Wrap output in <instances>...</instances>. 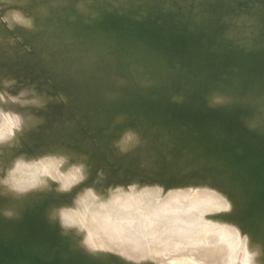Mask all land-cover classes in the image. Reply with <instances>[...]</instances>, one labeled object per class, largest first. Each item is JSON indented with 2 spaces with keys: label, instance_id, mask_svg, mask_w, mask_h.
<instances>
[{
  "label": "rangeland",
  "instance_id": "obj_1",
  "mask_svg": "<svg viewBox=\"0 0 264 264\" xmlns=\"http://www.w3.org/2000/svg\"><path fill=\"white\" fill-rule=\"evenodd\" d=\"M84 1L91 3V7L94 9V12H92L91 7H90L91 11H90V9H78V5ZM118 1H119V3L117 2V0H0V81H1V85L4 86L5 88H7V86H8L7 91L9 93H12L11 95L16 96V97L19 96L20 98L21 97H27L25 94L24 95L21 94L20 89L22 87H26V88L29 87L31 94H33L35 97H37L41 103V105L39 104L35 107L33 106V108H31V112L34 114H36V113L38 114L41 111L45 114H48L47 115V118H48L47 124H48L49 128L48 127L45 128L44 132L50 133L53 136L51 141H46L45 137L41 134L42 132L37 131L33 134L29 129H23L22 128L23 117H21V116H18L15 119L14 118L9 119V121H10L9 125H11L10 129H9V125H7L8 123H6V122L3 123V125H5V124L7 125L6 128H8L9 131L12 129V127L13 128L15 127L14 130L15 129H17V130H15L14 132L18 135L14 134V132L11 131L12 135H10V137L7 140L6 139L2 140L3 144L0 143V144H2L0 146V186H1L0 191L2 192V190H4L3 194L0 192V207L6 206L10 202V204L12 203V205H11L12 208H14V206H15V209H17V210H19V208H20L19 212H21V214H25L26 209H28V207H25V206H29V209L32 206L33 207L35 206L34 207L35 211H34V208H32L31 212H38L39 210L42 212L43 210H45V208H48L49 204L50 205L54 204L55 208H54V210L51 211L52 212L51 218L53 216L54 218L56 217L55 219H57V220L52 221L54 224L49 222L48 225L50 226V224H52L50 226L51 231L53 233H58V235L60 237L59 243H60V247H61L62 251H71L72 248L69 245V242H68L69 239L68 238L73 233L70 235V232L68 231V228L71 229V227L68 224L69 222H67L68 225L67 224L64 225L65 222L62 223L60 220L58 221V218L60 217V215L58 216V211L60 210V212H61V209H63V208L67 209V206L68 205L72 206V203H70V201L66 197H64L61 192H60L61 193V195H60V193H58L59 191L57 192V190L53 186L55 183L56 184L60 183L59 177L62 178V175H63L62 172L65 174V172L67 171L66 170L67 168H68V170L72 168L71 170H76V171H77V169H80L81 171L80 170H78V171L85 174V177L82 180V186H86V185H87L86 187L90 186L92 188V190H94L93 192L96 191V193H99V191H100V193L103 192L105 190L104 189L105 187L109 188V187H107L108 185L110 186V188L112 187V189L109 188L110 191L112 190V192H115L119 186H121V187H119L120 190L125 189L127 187L128 188V189L126 188L128 190L127 193H130L129 194V197H130L131 194L135 193V192L133 193V191H135V190H141V192H146V189H144V187H146V184L151 182V181L147 180V178L145 179V176L143 177V175L147 174L145 170H147V172L150 173L149 172L150 170L148 171V169L146 168L149 164H144V166L142 165L143 168L142 167L140 168L141 164H139L140 166L137 169L136 168L137 162L140 161L139 160V159H141L140 157H142V155L145 156V154L151 155L150 158L152 159L154 157L153 154H155V152H156L157 155H155L156 158L154 157L153 163L155 164V162L157 161L156 164L161 163L160 164L161 166H163L165 164V166H163L165 168L170 169V167H171L170 170H172L173 175H174L172 177L173 178L172 180L174 182H176L174 185H177V187H178V188L177 187L176 188L179 190V189H182L181 186L184 187L185 184L187 185V186L185 185L186 188L184 187L186 192H183V190L178 191L179 196H181V197L183 196L184 197V198L182 197L183 199L186 198L185 200H188L187 201L188 203L185 201L187 203V205L189 203H190L189 205H192V206H194L196 204L195 208L199 209L201 207V205L199 206V204H198L201 202L200 199L202 201H204V199L207 200L209 198V197L203 198V197L207 196L206 191H210L209 195H210V193H212L213 199L218 198V195H220V194L222 195V193H221L222 190H224L223 193L225 192L226 194H228L230 192L228 195H226L224 193L226 195V197L229 196L231 193H233L235 195V197L233 196V199L236 198V200H237V197H238V200L240 201L239 202L237 200L240 203V206H238V207L242 210L243 209L247 210V212L245 214L237 213L244 220H240L241 218H239V219L235 218L237 215L235 213V215H233L234 218L232 217L228 222L226 221V224H227L226 227H228V225H229V227H232V228H240L242 230L241 231L242 234L240 236H238L237 240L236 239L233 240V242L236 241L235 248H234L235 250L231 254L230 253L227 254L228 256L230 255V257L234 255L233 260L229 259V257H226L224 264H230V263H233V264H257L258 261L256 260L257 257L255 255L249 256V255H246L245 253H246V250H247L246 247L248 244V237H247L249 234V231L247 230L248 225L251 224L252 226H254L256 228V226L258 224V227L256 228L257 230L259 228V225H260L259 230L262 227L264 229V226H261V223H263V222H261V220L264 221V211L262 210L261 206L252 197V195L245 189L244 185L237 178L231 176L230 174L225 173L223 171V169H221V167L216 166V165H214L213 167H211V166H207V167L206 166H199L197 164L198 163L197 161L199 160V157H201V156H199L197 158L198 160L193 158V157L189 158V156L191 157L197 151H201L200 147H198L197 143H196L197 146L194 144L195 143L194 141H196V142L199 141L198 143L202 144L203 141L206 139V136L208 135L210 129L213 128V126H215L216 120L218 118L216 115L212 114L211 112L204 110L205 107H207L208 105L211 106V104H212L211 107L213 109H214V107L218 108V104L208 102V99L212 98L211 96H213V95H211L212 93L213 94L214 93L215 94L220 93L222 96H225L229 100V101L225 100V103L227 105H229V102H231V104L233 102L232 105L237 106L240 109V112L243 113L247 117L246 121H248V123H252L251 126H253L254 128H256L259 131H261L262 133H264V128L257 126L259 124V122H261L262 126L264 127V92L259 93V96L261 95L262 99L257 95L259 97V99L262 100V101L261 100L258 101V102H262V104L261 103L259 104L257 102L259 104V109H258V107L254 108L253 103H254L255 99L253 97L248 98V95L245 94L244 85H243L242 81L238 77L233 76L232 74L225 73V69L230 66L229 63L219 67L214 72L210 71L208 69L207 70H201L198 68V65H196V64H191L188 66V63H193V58L197 57V55L195 56L196 52L187 53V52H190V50L188 51L187 50L188 48L186 49L187 54L185 55V60H184V62L186 64L181 63V61H178L177 59H174L173 57H171L169 55H161V56L159 55L158 56L157 54L155 55L152 51H149L146 47L139 44L140 39H137V38H140V37L138 35H136V37H137L136 38L133 34L134 31L130 32L128 30L127 33L128 34L132 33V35L135 37L133 40L136 39L135 41H127L128 40L127 39L126 42H124V40L127 37L130 40V38H133V36L126 34L127 37L124 36L126 38H123V37H121V35L123 36L124 34H120V32H119L120 37L118 36L117 39L119 40V38H120L119 41H121V42H118V41L115 42L112 39L107 38V36H110L109 35L110 33H108V31H109L108 28H105V27L110 26V25H107L105 23L108 21L107 14L109 12H112L113 9L114 10L118 9L117 11H123V12L127 11V13L131 14V16H132V14L136 13L135 17L136 16L142 17V18H144V16L149 17V14H150V16H152L151 14L159 15L158 19L161 22L159 27L163 28L164 31L168 30L165 28L166 26H167V28H170L171 26H173V24H177V25H179V27H182V25H185L187 27V29H191V28H188L189 19H191V15H192V14L190 15V13H193V15H192L193 18L195 17V15L198 14L197 13L194 15L195 12L191 9L192 7H194V9H201L200 10L201 13H202V11H205L204 12L205 15H206V12L208 11L207 13H209V14L206 15L207 16L206 18L207 19L209 18V19L208 20L206 19L203 22V23H205L203 25L202 22L199 20V18L197 20L195 17L194 19H195V21L197 20L196 22H199V21L201 22V23L199 22L200 24L198 23L196 25V24H194L195 22L192 21V20H194L192 18L190 21V24L193 22V25L195 26V28L191 29V30H193V31L199 30V32H198V34H200L199 37L203 40V42L206 43V46L211 48L210 51L214 52L219 46H222L221 47V49H222L225 46L232 47L233 41H235V40H237L235 42L238 43L240 41V39H242V37L244 36V32L241 33L242 30H240V29L242 27L244 28L246 24L248 27H245V28H248V30L243 29V31L246 30L245 36L246 35L248 36V34L249 35L252 34V32H255V34H256V36L254 34H253V37L250 36V37L254 38V39L249 38L250 41L252 40V42L250 43V46H251V44L257 45V44L262 43L264 41V0H192V1L191 0H183V1L182 0H122L123 2H121V0H118ZM188 1H190V2H188ZM202 1H206V3L202 2ZM201 3H203V4L201 5ZM4 4H6V5H4ZM120 4H123L124 7ZM196 5L199 7L201 5V7L196 8ZM178 6H180V8L183 7L181 9V10H183L182 12L184 13L185 16H187L189 13L190 18H188V16H187V18L184 15L182 16L183 13L181 12V10ZM169 7H171L172 9H170ZM148 8H151L152 12L149 14H146L145 11H147ZM144 9H145V11H144ZM189 9H190V12H189ZM202 9H204V10H202ZM177 10H178V12H177ZM18 11L19 12L24 11V13L30 12V11L33 12L34 17L37 20V22L35 24L29 26V27L24 26L23 24L16 22L14 19H12L11 15H9V14H11L12 12H18ZM103 11H104L103 17H107V21L103 20L104 19L103 17L101 18L102 21L100 20L99 16L100 15L102 16ZM106 11H107V14L105 15ZM184 11L185 12L187 11L188 13L185 14ZM101 12H102V14H101ZM140 12H145V13H140ZM200 12L197 15V17H200V19L202 20L203 19L202 17L205 15L201 14ZM98 14H100V15H98ZM213 14L214 15L216 14L217 17L216 16H215V18H214V16L212 17ZM175 15H176V17H175ZM210 15H211V17H209ZM5 16H8L7 20L3 19V17H5ZM87 16H88V18H87ZM110 16H111V18H113L112 16H114V15L110 14L109 17ZM181 16L184 17L186 20L185 19L183 20L181 18ZM98 17H99V19L95 20ZM247 18H249V19L252 18L254 20L256 19V22L251 20V21H253L254 24H250L251 22H250V20L248 21ZM81 20L86 21V22L89 21L90 22V23L88 22L89 27L93 28L94 30H95V27L97 26V25H94L95 27L92 26L93 25L92 23H94V20H95V22L100 21L99 22L100 26L102 25L101 24V22H102L104 24L103 25L104 27H101V28L102 29L104 28V31L106 32V34H107V36H105L106 38H104V36H102L101 33H93V32L86 31L84 28H82V26H80ZM209 20H211V22H208ZM109 21H110V19H109ZM111 21H113V20L111 19ZM111 21H110V24L112 25ZM167 21H168V23H167ZM98 22H97V24H98ZM155 22H156L155 20L152 21V23H155ZM183 22H185V23H183ZM113 23H114V21H113ZM210 23H213V24H211V26H210ZM242 23H244V26ZM239 24H242L241 28H239V26H240ZM200 25L203 28H201ZM237 25H239V26H237ZM208 26H210V27H208ZM173 27H175V26H173ZM198 27H200V29ZM101 28H97V29H101ZM229 30H231V31H229ZM249 30H250V33L247 32ZM117 31H115L116 32L115 35L118 34ZM228 31L230 34L232 33L231 35L234 34L231 38H229L230 35H228L229 34ZM246 32H247V34H246ZM113 34H114V31L112 32L110 37H114L115 35L113 36ZM241 35H243V36L241 37ZM235 36H238V37L240 36V39L238 37H237V39H234ZM155 38H157L155 35L151 37L152 40ZM180 38L181 37H179V40H178V38H177V40H174L175 42H177V46H178V49L174 52L175 55H179L183 51V49L181 47V39L182 38L181 39ZM137 40H139V41H137ZM91 42L93 45L90 44ZM93 42H97V44L99 46L97 44L94 45ZM153 42H154V40H153ZM239 44H240V42L236 45V47L238 49H246L247 48V47H242ZM164 47H169V46L165 45ZM86 50H87V53L89 52L92 55L90 58V54L89 53L87 54L88 58H86V59H88V60L85 61L86 64L84 62L85 68L83 65L82 71L84 69H85V71H83V72H85V73L87 71H89V73L92 71L91 72L92 75L86 76L87 74L83 73V75L85 74V76H83V75H81L82 74L81 72H77L78 74H80V75H78L73 70L74 67L76 66L74 63L76 60H73V56L75 57L74 59H76L79 56H82L83 53L85 55ZM15 51H16V53H15ZM93 51H94V53L96 51H97V53L100 52V54L96 53V58H95V55L92 53ZM114 53H115V56H114ZM68 57L70 58V60ZM92 57L94 58V60ZM55 59H56V61H55ZM78 59L76 61L77 63H78ZM117 59H118V61H117ZM67 60H69V62ZM83 60H85V58H83ZM72 61H73V65H72ZM91 61H93V63ZM87 62L88 63L90 62V64H88ZM95 62L97 65L99 64L96 69H95V67H93V65H96ZM91 64H93V65H91ZM86 65L88 67H86ZM90 65H91V70L88 69L90 67ZM62 66L66 67V68H63ZM69 66H71L70 67L71 69H69ZM100 66H102V68L107 69L105 71L107 73V74H105L106 76L104 75V73H105L104 69H103V71H101V73L102 72H104V73L101 74L98 72L100 70ZM98 67H99V70H97ZM181 67H183V68H181ZM184 67H186V68H184ZM3 68H5V69H3ZM92 68H94V70H92ZM160 70L162 71V76L165 78L164 82H162V79L159 76ZM63 71L65 74L63 73ZM72 71L74 72V74ZM93 71L94 72L96 71L95 72L96 75H94L95 73H93ZM61 74H64V75L62 76ZM70 74H71V76H70ZM60 76H62V77H60ZM9 81H11V82H9ZM26 84H27V86H26ZM67 89H69L71 92L69 90L67 91ZM74 89H75V92H74ZM56 90H59L58 94H56L57 93ZM163 90H165L164 95H166V97L165 98L163 97V99L160 100L159 99L160 96L164 93ZM49 92H51V93H49ZM111 92L114 94V96H116V95H118V96H116L115 98H113L114 96L109 98L108 94ZM41 93L43 95H41ZM45 93L48 95H45ZM59 93L63 95V99H62V97H60L61 95L59 96L61 99L58 97ZM69 93L74 94V96H71ZM188 94H189V96H188ZM11 95L6 93L5 90L0 86V114H3L5 112L9 111V112H13V113L18 115V111L20 109V104L17 103L15 98ZM53 95L57 96L59 98L56 102V105H60V106H58L57 108L54 107L53 102H51L52 101L51 98L52 99L54 98ZM171 95L172 96L174 95V96L172 97ZM177 95H178V97L180 96L181 99L183 97L184 100L186 99L185 98L186 96H188V98L190 100H192V99L195 100V101H192L195 104V106L202 105V106L196 107L197 110H195L193 112L191 111L190 114L189 113L185 114L187 116H185L184 118H186V121H187L186 124L189 125L190 129H191V126L193 125L192 124L190 126V124L192 122H194V120L192 121V119H195L198 117L197 120H195V123H197L196 121H198V119H200V115L202 117L204 115L203 123L199 122L201 124V126L204 127V130L199 126H198L199 129H197L198 127H196V128L192 127V128H194V129H192V132L194 131L193 133L195 134V136H194V134H192V136L196 137L197 132L201 133V131H202V133L204 131L205 134L204 133H203L204 135L200 134L201 136L199 135V137L197 134L196 138H192V136H191L192 132L188 131V130H190L189 128H187L188 126L186 127L188 130L185 128L187 130L186 132L188 134H186L185 136H182L185 134V131H182L183 129L180 130L179 127L181 126L182 123H180V126H178L177 122L178 121L181 122L184 119L182 117L183 119L180 120L181 118L178 117L179 112H180L179 115L181 117V115H184V111H182V110L179 112L177 111V117L178 118L177 117L174 118V120L177 122L173 121V123L175 122V124L172 126L174 127L176 125L175 127H177L176 129L174 127V130H176L175 136L177 137V139L180 138V136H181L180 139H182V141L184 143V144H181V146H180V144L177 143L176 140H174V139H176L175 137L173 139V136L172 137L162 136L165 133H161L164 131L160 130L161 129L160 126L162 124L167 125L170 123L169 120L165 121V119H166L165 112L166 113H168V112L167 111L164 112V106H161V105H165L166 109L168 108L167 106L171 107V108H169V109H171L170 111L174 110V109H172L173 104H171V103L178 101ZM48 97L50 100L47 99ZM175 97H176V99H175ZM180 97H179V99H180ZM200 97H201V100L203 98L205 101L204 100L200 101V99H199ZM207 97H209V98H207ZM44 98H46V99H44ZM197 98L199 99L198 101H197ZM250 98L254 99V101L252 99L253 103H251V104L249 103L251 101ZM43 99H44V101H43ZM164 99H166V100H164ZM181 99H180V102L182 101L181 102L182 106H186V104L189 105L188 99H187L188 101L186 100L185 102L183 101V99L182 100ZM243 99H246L249 102H247L246 100L243 101ZM256 99H258V98H256ZM162 100L164 102L161 103ZM169 100H171V101H169ZM241 100L243 102H241ZM209 101H211V100L209 99ZM245 101H246V103H245ZM50 102L53 104V107L51 106V104L50 105L48 104ZM205 103H208V104L206 105ZM221 104H223V102ZM231 104H230V107L228 109H226L227 111L225 109H221V108H220L221 110H219V111L233 113V111L235 109H234V107H231ZM211 107L209 108V106H208L207 108L213 110ZM169 109H168V111H169ZM182 109H184V108H182ZM117 113H121L123 115L124 119L122 121H118L116 119ZM197 113H198V115L196 116ZM54 116H55V118H54ZM187 117L191 118L189 120L192 122L188 123L189 120H187L188 119ZM205 118H207V121L205 120ZM257 119H259V120L257 122L258 124L256 125L254 122ZM186 121L184 120L183 124H185ZM204 121H206L205 124H204ZM199 123H197V125H199ZM204 125H206V126H204ZM248 125H250V124H248ZM154 126L155 127L157 126L156 128H158V129L154 128ZM184 126H186V125H184ZM193 126H196V125H193ZM152 127H153V129H151ZM182 127L183 126H181V128ZM127 129H133L134 132H136V134L141 132V134H143L145 137H148V138H150L151 136L150 135L146 136L147 133H145L143 131L148 132L147 130H149V133L152 134L151 133L152 130L155 131V129H156L157 132H158V130L161 131V132H158L159 135L161 134L160 135L161 138L158 135V133H155L153 131L154 132L153 134H157L158 136L155 135L156 136L155 137L152 134V139L150 138L149 142H148V141H146V140H148L146 138L145 139L146 142H145V141H143L145 137L143 135L139 134V135L144 137V138H142L143 140H141V142L143 141L144 143H141L139 141L140 142L139 145L144 146V144L147 145V143H148V145L149 144L150 145H149V148L146 146L141 147V151L146 150L148 153L146 151L145 152L142 151L143 153H145V154H143L142 152H139V150H136V151H138V153H135L136 152L135 150L131 151L130 149H123L121 142H120V138L118 137L119 136L118 133L121 132V134H122ZM196 129L201 130V131L195 132ZM17 131H19V132H17ZM180 131H181V134L179 133ZM21 132H22V134H21ZM182 132L184 134H182ZM117 134H118V136H117ZM179 134H180V136H178ZM214 134L216 135L217 139H219L221 141H226L230 144L235 140L231 136L230 130L224 124L220 128H216ZM218 134H219V136H218ZM189 135L191 136L190 138L188 137ZM202 135L203 136L206 135L205 138H202L203 137ZM115 137H116V139H115ZM18 138H23L22 139L23 144L10 147L11 144H13ZM183 138H185L184 139L185 141L183 140ZM198 138H201V140ZM194 139H196V140H194ZM152 141L157 145V147H155L156 145L153 144ZM174 141H175V144H174ZM8 142H11V144ZM85 142H86V144H85ZM157 142H158V144H157ZM168 142H169V145L166 144ZM45 143H47V144H45ZM89 143H92V144H89ZM176 144H178V146ZM46 145H48V146H46ZM153 146L155 147V149ZM158 146H159V150H158ZM199 146H201V145H199ZM211 146H213V145H211ZM9 148L11 150H8ZM150 148L152 151L149 150ZM184 148H185V150H184ZM213 148L210 147L209 149H211V150L208 151L209 153L207 152L209 159H210L209 154H211L213 152L212 151ZM137 149H140V147ZM161 149H162V151H161ZM130 151H131V153H130ZM32 152L34 153V155ZM55 152H57V153H55ZM9 153L12 156L11 158H9L10 157ZM54 153L56 155H54ZM106 153H107V155H106ZM127 153H129L128 154L129 155V157H128L129 162L130 163L135 162L134 163L135 166H133V168H131V170L130 169H128V170L124 169V170H126V172H125L124 170H120L122 168L120 166H118L117 162L120 159V156H123L124 154H127ZM140 153H142V154H140ZM60 154L62 156H60ZM201 154H203V153H201ZM42 155L45 157H43ZM57 155H59L60 157H58ZM152 155H153V157H152ZM158 155H159V157L157 158ZM169 155H170V157L171 156L172 157L170 158ZM52 156H53V159H52ZM54 156H55V158L57 156V158L58 159L60 158V159L59 160L57 159L58 161H56ZM205 156H207V155L205 154ZM148 157L149 156H147L145 158H148ZM203 157H201V158L203 159ZM233 157H234L233 158L234 162L238 163V165L241 164V166H243V167L254 165L251 158L249 156H247L245 150L240 145L237 148H234ZM44 158H48V159L46 160V162L42 163L41 160ZM159 158L161 161L157 160ZM87 159H90V160H87ZM49 160L52 162L51 164L49 163L50 162ZM148 160H150V159H148ZM148 160H146V161H148ZM153 160H150V161H153ZM86 161H88L89 163H86ZM199 161H201V159ZM211 161H212V158H211ZM102 162H106L105 165H102ZM58 163L60 165V167H59L60 169H58V171L56 173V170H57L56 168L59 166ZM67 164H70L71 166H67ZM48 165L51 166L49 169H47ZM54 165H55V167L57 165L58 166L55 168V173L51 174L50 169ZM35 166H36V168H35ZM66 166H67V168L61 169L62 167H66ZM109 166L111 167V169ZM158 166L159 165H156L157 168H158ZM221 166H222V164H221ZM137 167H138V165H137ZM43 168H45L46 171L49 170L48 171L49 175L47 174L48 175L47 177L45 174L46 171L43 170ZM107 168H108V170H106ZM64 169L66 171H64ZM117 169L122 171V172H125L126 175L124 173H123V175L125 177L126 176L127 177L125 178L120 173V171H118ZM136 169L138 170V172ZM139 169L140 170L143 169V170L140 171ZM102 170H104V171H102ZM113 170H116V171H113ZM157 170H155L156 172H154V170L151 171L153 173V175H155L154 173H158ZM228 170L229 169H227L226 171L228 172ZM43 171L45 173L43 175H41L43 173ZM60 171H62V172H60ZM206 171H208V173ZM105 172H107V173H105ZM133 172H136L137 174H134ZM117 173L118 174L120 173L123 176V178H118L120 176H118ZM57 174L60 176H58ZM86 174H87V176H86ZM106 174L108 175V177ZM207 174H209L210 177H213V180L215 179L218 182H220V184H221V185H219L221 187L217 188V189L220 188V190H221V191L219 190L220 193H218V195H215L217 190L214 193V196H217V197L213 196V190L216 189L215 188L216 184L211 183L212 180L209 179L210 177L207 176ZM111 175L113 176L112 179H111V177H112ZM135 175H136V177H135ZM137 175H138V177H137ZM139 175L141 177H139ZM18 176H22L23 178L31 179L34 181L35 180L39 181L40 179L44 180V181H48L47 185H50V187L46 190L31 189L29 192L30 194L29 193L27 194L29 196L26 197V198H28V200L25 198L20 199V197H23V196L21 194L17 193V191H15L16 189L12 188V186H11L14 178H17ZM109 176H111V177H109ZM156 176L157 175H155L153 177V178H155L154 180H156L155 186H158L159 184L161 185V183L158 184V178H160V177H158L156 179ZM254 176H255L254 174H251V176H249L246 179L247 181L244 180V183L245 184L252 183L253 178H255ZM48 177H50L51 179ZM52 177H54V180L52 179ZM55 177H58V178H55ZM108 178L111 180V183H109ZM120 179L123 180L122 183H124V181H125V184L122 185L121 183H119L120 181H122ZM126 179H127V181H126ZM61 180H63V179H61ZM91 180H92V183H91ZM107 180H108V183H107ZM160 180L161 179H159V182L162 181V180L161 181ZM114 181H116V184ZM117 181H119V182H117ZM162 182H163L162 183L163 185L166 183V181H164V180ZM1 184H3L4 186ZM117 184L118 185L120 184V185L118 186ZM113 185H114V187H113ZM125 185H126V187H125ZM160 185L158 186L159 190L161 188ZM166 185H167V183H166ZM166 185H164V187H166ZM122 186H124V188ZM196 186L206 188V190L202 189L203 193H201V195H200V196H202L205 193V196L204 195L202 196L203 199L201 197H199V194L197 195V193H199L198 191L200 189L194 188ZM217 186L218 185H216V187ZM225 186H227V187L225 188ZM211 187L214 189H212ZM114 188H116V189L114 190ZM142 188H143V190H142ZM168 188L169 187L162 188V190H160V191L161 192L165 191V193H166L168 191ZM188 188L190 190H193V189H195V190H193L194 191L193 193H191L192 191H189V193H190V195H189V193H187ZM207 188H209V189H207ZM10 189H12V190H10ZM13 189H14V191H13ZM50 189H55V190H50ZM196 190H197V193L195 192ZM202 190H200V192ZM5 191L7 192V194L5 193ZM42 191H45V192H42ZM80 193H81V189L78 191L77 194H80ZM186 193L190 197L189 196L187 197ZM194 193L197 195V197L200 198V199L198 198L199 199L198 203L193 201V197L195 195H192V194H194ZM15 194L16 195L18 194L17 196H20V195L21 196L16 197ZM11 196H13V197H11ZM181 197H180V199H182ZM226 197L224 196V198H225L224 199L222 196H220L219 199L221 200L223 198L224 200H227ZM230 197H232V194L230 195ZM37 198H40V199H37ZM102 198H104V197H102ZM107 198L108 197H106V200H107ZM195 198H196V196L194 197V199ZM13 199L15 201L14 202L15 205H13L14 204L12 201ZM198 199H196V200H198ZM210 199L211 198H209L208 201H210L211 205H209L208 203H207L208 206L205 205L206 207H208L207 211L211 210L209 208H212L213 206H215L216 209L218 207H220L217 205L219 199H216L217 201L212 200L214 202V204L217 203L215 205L213 204V206H212L213 202H211ZM228 199H231V198H228ZM21 200H25V201H23L25 204V206L23 205L24 208H23V206H21L22 204L16 205V204H20V202L23 203ZM64 200H65V203H64ZM106 200H104V201L106 202ZM108 200H109V202L110 201L114 202V203L110 202V206L112 204L115 205L116 202L114 199L108 198ZM224 200L219 201V205L227 202V201L225 202ZM62 201H63V203H62ZM208 201H204V202H208ZM229 201L230 200H228L226 205L229 203ZM25 202H27V203H25ZM29 202H30V204H28ZM109 202L107 203V205L109 204ZM193 202L195 204H193ZM204 202L200 203V204L204 205ZM231 202L232 201H230V203ZM262 202L264 204V200ZM113 205H112V207H114ZM37 206H40L39 210H38ZM82 206H84V204ZM209 206H212V207H209ZM21 207L24 209L25 213L22 212L23 209H21ZM115 207H114V209L112 208L113 211H115L119 206L116 209H115ZM215 207H213V209H215ZM50 208H52V207H49V209ZM193 208L194 207H192V209ZM29 209H28V212H30ZM36 209H37V211H36ZM118 209H120V211L122 210L123 212L128 211V210H125L123 208H118ZM118 209L116 212H113V213L116 215L117 214L120 215V213H118ZM197 209L196 210L194 209V210L202 212V210L205 209V210H203L204 214L202 213L205 216L206 208L203 207V208H201V210H197ZM221 209L219 208L218 210H221ZM218 210H216L215 212H214V210L213 211L211 210V216L208 215L210 217H209V219H207L208 217L206 214V216H205L206 219L208 221L210 219L212 220V217H213L212 212L216 213V215H217L219 212H221ZM225 211L226 212H224V214H226V215H224V218H225V216H227V210H225ZM19 212H18V214H19ZM21 214H20V218H19V215H17V218L19 220L22 219V221H23V219L26 216L22 218V216H24V215L21 216ZM59 214H61V213H59ZM208 214H210V212ZM220 214L221 213H219L218 216H221L219 218H222L223 215H220ZM222 214H223V212H222ZM229 214H230V216H232L231 215L232 213H229ZM229 214H228V216H229ZM131 215H134V214L132 213ZM213 215L216 219L218 218L215 216V214H213ZM82 217L83 216L77 217L76 218L77 222L73 221V222H75V226L73 225L74 223L71 222L72 225L71 224L70 225L74 226V228H72V230L69 229L71 232L75 229L73 232L76 233L75 231H77V229H76L77 227H78L79 231H82L83 229H85L83 226L85 220ZM205 217H203V219ZM12 218H8V219L11 220ZM15 218L16 217H14L15 221L13 219H12V221L16 222L17 218L16 219ZM215 218H214V220H216ZM8 219H6V221L4 220V222H6V223H4V222H2V223H4V225H6ZM206 219H204V220H206ZM9 220H8V222L11 224V221H9ZM259 221L261 222L260 224H259ZM14 222H12V223H14ZM10 224H8V225H10ZM76 225H81L82 229L80 228V226L76 227ZM59 228H62V229H59ZM61 230H62V232H61ZM66 230L69 233H67ZM259 230L257 232L261 231V230L260 231ZM65 231H66V234H64ZM138 231L140 232V230H138ZM261 233H262L261 235L260 234H258V235H259V237L263 236V238L262 237L261 238H262V241H264L263 240L264 239V232L261 231ZM89 239L91 240L93 238L89 237L87 240H89ZM127 243L128 242L125 241L126 245H127ZM89 255L90 254H88V256ZM108 257L109 258H106V260L103 257L102 258H100V257L94 258V259L97 260L98 264H130L118 256H108ZM199 261L201 262V260H199ZM74 262L84 263L80 260H75ZM74 262H71L70 264H76ZM53 263H54L53 261H49L47 264H53ZM202 263L203 262H201V263H199V262L195 263V261L190 262V264H202ZM85 264H87V263L85 262Z\"/></svg>",
  "mask_w": 264,
  "mask_h": 264
},
{
  "label": "bare ground",
  "instance_id": "obj_2",
  "mask_svg": "<svg viewBox=\"0 0 264 264\" xmlns=\"http://www.w3.org/2000/svg\"><path fill=\"white\" fill-rule=\"evenodd\" d=\"M183 1V0H182ZM192 1V0H191ZM117 2L119 3V1L117 0ZM121 2H123L122 0H121ZM149 2V1H148ZM188 2H190V1H188ZM202 2H205L206 3V1H202ZM130 3V2H129ZM93 4V3H92ZM133 4V3H132ZM203 3H201V5H202ZM94 5V4H93ZM117 5V4H116ZM120 5H122L123 6V4H120ZM201 5H200V7H201ZM11 6V5H10ZM121 6V7H122ZM130 6V5H129ZM184 6V5H183ZM90 7H91V3H89V2H82L81 4H79L78 5V9H90ZM94 7V6H93ZM124 7V6H123ZM144 7V6H143ZM172 7V6H171ZM174 7V6H173ZM179 8H180V6H178ZM197 7H199V6H197L196 5V8ZM199 7V8H200ZM183 8V7H182ZM182 8H180V10L182 9ZM205 8V7H204ZM91 9H92V12H94V9L91 7ZM91 9H90V11H91ZM98 9V8H97ZM195 13H194V15L195 14H199V12H200V10L201 9H194V7H192L191 8ZM100 10V9H99ZM98 10V11H99ZM118 10V9H117ZM159 10V9H158ZM191 10V11H192ZM199 12H198V11ZM202 10H204V9H202ZM206 10V9H205ZM25 11V10H24ZM24 11L23 12H19V14L25 19V20H28V21H30V25H33V24H35L36 22H37V20L35 19V17H34V14H33V12H26V13H24ZM102 11V10H101ZM144 11H145V9H144ZM183 10H181V12H182ZM188 11V10H187ZM185 12V14H187L188 12ZM192 11V12H193ZM127 12V11H126ZM134 12V11H133ZM139 12V11H138ZM137 12V13H138ZM146 12V11H145ZM145 12H140V13H145ZM157 12V11H156ZM177 12H178V10H177ZM180 12V13H181ZM189 12H190V9H189ZM205 11H202V13L201 14H203V15H205V13H204ZM208 12V11H207ZM206 12V15L207 14H209V13H207ZM111 13H113V12H109L108 14L110 15ZM183 13V12H182ZM212 13V12H211ZM101 14H102V12H101ZM107 14V11H106V13H105V15ZM107 14V17H108V21H109V19H110V21H111V19L113 20V21H115L113 18H111V16L109 17V15ZM135 14L136 13H134V14H132V16H133V18H142V17H138V16H136L135 17ZM193 15V13H190V15ZM197 14V15H198ZM249 14V13H248ZM10 15V14H9ZM98 15H100V14H98ZM113 15V14H112ZM130 16H131V14H129ZM146 15V14H145ZM180 15V14H179ZM184 15V13L182 14V16ZM188 15H189V13H188ZM187 15V16H188ZM191 15V19L193 18V16ZM197 15H195V17H196V19L198 20V18H199V20L201 21V19H200V17H197ZM205 15V16H206ZM104 16V11H103V14H102V16L100 15L99 17H100V20H101V18ZM117 16V15H116ZM131 16V17H132ZM181 16V18L184 20L185 18L184 17H182ZM185 16V15H184ZM187 16H185L186 18H187ZM214 16V18H215V16H216V14L214 15H212V17ZM90 17V16H89ZM99 17L97 18V19H95V20H98L99 19ZM107 17H103L104 19L103 20H106L107 21ZM113 17V16H112ZM175 17H176V15H175ZM194 17V18H195ZM204 17V16H203ZM202 17V18H203ZM209 17H211V15L209 16ZM217 17V16H216ZM87 18H88V16H87ZM92 18V17H91ZM189 18H190V16H189ZM193 18V19H194ZM191 19H189V23H188V28H191V29H194L195 28V26L193 25V22L190 24V21H191ZM209 19V18H208ZM248 19V21L250 20V24H254L253 23V21L254 22H256V19L254 20V19H252V18H247ZM84 20V19H83ZM89 20V19H88ZM95 20H94V23H92L93 25V27H95L94 25H97L96 27H95V30L93 29V28H90L92 31H96L97 30V28H101V27H104L103 25V23L101 22V26H100V21L98 22V21H96L95 22ZM159 20V19H158ZM186 20V19H185ZM196 20V21H197ZM214 20V19H213ZM251 20H253V21H251ZM102 21V20H101ZM107 21V22H108ZM110 21L107 23H105L104 21V23L105 24H107V25H111L110 24ZM113 21H111L112 23H113ZM192 21H194L195 23L194 24H198L199 22H196L195 21V19L194 20H192ZM89 22V21H88ZM92 22V21H91ZM97 22H98V24H97ZM204 22V21H203ZM208 22H211V20H209ZM141 23V22H140ZM167 23H168V21H167ZM201 23V22H200ZM199 23V24H200ZM22 24V23H21ZM89 24V23H88ZM114 24V23H113ZM142 24V23H141ZM203 25L205 24V23H202ZM201 24V25H202ZM211 24H213V23H210V26H211ZM243 24V26H244V23H242ZM242 24H239V25H237V26H239V28H241L242 26ZM24 26H27V25H25V24H23ZM200 25V27L201 28H203L202 26ZM207 25V24H206ZM100 26V27H99ZM106 26V25H105ZM115 26V25H114ZM160 26V25H159ZM199 26V25H198ZM210 26H208V27H210ZM255 26V25H254ZM29 27V26H28ZM108 27V26H107ZM165 27V26H164ZM200 27H198L199 29H200ZM245 27H248L247 26V24L245 25ZM241 28L240 30H242V32L241 33H243L244 32V36L243 35H241V37H242V39H240V36H239V39H240V44L239 45H241L242 47H248V46H250V43L252 42V40L250 41V39L253 37V34L256 36V34H255V32H252V34H248V36L246 35L245 36V31L246 30H244L243 31V29H247L248 30V28ZM166 29H167V26L165 27ZM256 28V27H255ZM102 29V28H101ZM163 29V28H162ZM165 29V30H166ZM205 29V28H204ZM228 29V28H227ZM102 30H104V28L102 29ZM234 30V29H233ZM117 31V30H116ZM130 32H131V30H129ZM229 31H231V30H229ZM229 31H228V33H229ZM118 32V34L117 35H115V31H114V34H113V36L114 37H110V36H107V34H106V36H107V38H112V40H116V41H118V42H121V41H119L120 40V38H119V40L117 39L118 38V36L120 35V34H122V33H120L119 34V31H117ZM234 32V31H233ZM236 32V31H235ZM247 32H249L250 33V30L249 31H247ZM247 32H246V34H247ZM239 33V32H238ZM127 35H130L131 36V34L132 33H130V34H128V33H126ZM232 34V33H231ZM230 33L228 34V35H230V37L229 38H231L233 35H231ZM109 35H111V33L109 34ZM127 35H124V36H126L127 37ZM16 36V35H15ZM123 36V38H126V37H124ZM133 36V35H132ZM135 36V35H134ZM133 36V38L132 39H134L135 37ZM250 36H252V37H250ZM17 37V36H16ZM120 37V36H119ZM121 37H122V35H121ZM179 37H181V36H179ZM104 38H106V37H104ZM137 38V37H136ZM250 38V39H249ZM19 39V38H18ZM122 39V38H121ZM128 39V41H130V40H132L131 38H130V40H129V38L127 37L125 40H124V42H126V40ZM137 39H139V38H137ZM181 39V38H180ZM235 39V38H234ZM252 39H254V38H252ZM136 40V39H135ZM134 40V41H135ZM178 40H179V38H178ZM182 40V39H181ZM137 41H139V40H137ZM235 41H237V40H235ZM250 41V42H249ZM123 42V41H122ZM226 42V41H225ZM238 42V43H239ZM88 43V42H87ZM94 43V45L95 44H97V42H93ZM137 43V42H136ZM237 42H236V45L238 44ZM90 44H92V42L90 43ZM77 45V44H76ZM93 45V44H92ZM98 45V44H97ZM99 46V45H98ZM78 48V47H77ZM78 50V49H77ZM188 50V49H187ZM83 51V50H82ZM189 51V50H188ZM74 52V51H73ZM113 52V51H112ZM15 53H16V51H15ZM82 53V52H81ZM89 53V52H88ZM87 50H86V53H85V55H84V53H83V55L82 56H79L78 58H76V59H74L75 57L73 56V60H76L77 61V59H78V63L75 61L74 63H75V67H74V71L76 72V74H78L77 72H81L82 74L81 75H83V73H85V72H83V71H85V69L82 71V68H83V65H84V68H85V64H86V60H88V59H86V58H88L87 57ZM94 55H95V58H96V53H97V51L94 53V51L92 52ZM90 54V53H89ZM97 54H100V52L99 53H97ZM113 54V53H112ZM52 55V54H51ZM76 55V54H75ZM91 55L92 54H90V58H91ZM86 56V57H85ZM114 56H115V53H114ZM60 57V56H59ZM94 57V56H93ZM92 57V58H93ZM65 58V57H64ZM69 58V57H68ZM83 58H85V60H83ZM89 58V59H90ZM67 59V58H66ZM27 60V59H26ZM52 60V59H51ZM69 60H70V58H69ZM69 60H67L68 62H69ZM91 60V59H90ZM89 60V61H90ZM93 60H94V58H93ZM55 61H56V59H55ZM117 61H118V59H117ZM82 62V63H81ZM84 62H85V64H84ZM92 63H93V61H91ZM99 62V61H98ZM7 63V62H6ZM77 63V64H76ZM88 63V62H87ZM119 63V62H118ZM81 64V65H80ZM88 64H90V62L88 63ZM87 64V65H88ZM95 64H96V62H95ZM72 65H73V61H72ZM86 65V67H88ZM91 65H93V64H91ZM91 65H90V67L88 68V69H90L91 70ZM99 65V64H98ZM97 64L96 65H93V67H95V69L97 68V66H98ZM101 65V64H100ZM183 65V64H182ZM103 66V65H102ZM102 66H100V70H99V67H98V69L97 70H99L98 72L99 73H101V71H103V69H104V72L107 70V69H105V68H102ZM180 66V65H179ZM3 67V66H2ZM63 67V66H62ZM71 66H69V69H71L70 68ZM7 68V67H6ZM63 68H66V67H63ZM102 68V69H101ZM181 68H183V67H181ZM184 68H186V67H184ZM3 69H5V68H3ZM92 70H94V68H92ZM96 70V71H97ZM95 71V72H96ZM73 72V71H72ZM88 72V73H87ZM85 74H87V75H89V74H91V72L89 73V71H87ZM94 71H93V73H95ZM104 72H102V73H104ZM63 73H64V71H63ZM101 73V74H102ZM65 74V73H64ZM64 74H61L62 76L64 75ZM73 74H74V72H73ZM85 74L83 75V76H85ZM98 74V73H97ZM105 74H107L106 72L104 73V75ZM69 75V74H68ZM78 75H80V74H78ZM77 75V76H78ZM86 75V76H87ZM94 75H96V73L94 74ZM62 76H60V77H62ZM70 76H71V74H70ZM106 76V75H105ZM25 77V76H24ZM27 77V76H26ZM59 77V78H60ZM35 78V77H34ZM94 78V77H93ZM30 79V78H29ZM70 80V79H69ZM78 81V80H77ZM9 82H11V81H9ZM169 82V81H168ZM40 83V82H39ZM47 83V82H46ZM76 83V82H75ZM77 84V83H76ZM169 84V83H168ZM0 86L5 90V92L6 93H8V94H12V93H9L8 91H7V88H8V86H7V88H5L4 86H2L1 85V81H0ZM10 86V85H9ZM26 86H27V84H26ZM48 87V86H47ZM168 87V86H167ZM35 88V87H34ZM74 88V87H73ZM51 89V88H50ZM167 89V88H166ZM53 90V89H52ZM51 90V91H52ZM69 89H67V91H68ZM20 91H21V94H25L27 97H16V96H13V95H11V96H13L14 98H15V100H16V102L17 103H19L20 104V109H19V111H18V115L17 114H15V113H13V112H5V113H3V114H0V143H2L3 144V142H2V140H4V139H8L9 137H10V135H12V132L11 131H15V130H17V129H15L14 130V128L12 127V129L9 131L8 130V128H6V126L7 125H9V119H11V118H16V117H18V116H21V117H23V122H22V128L23 129H29L33 134L35 133V132H37V131H40V132H42L41 134L45 137V139H46V141H51V139H52V134H50V133H47V132H44V129L45 128H47L48 127V124H47V115L48 114H45V113H43V112H39L38 114L36 113V114H34V113H32L31 112V108H33V106L35 107V106H37V105H41V103H40V100L37 98V97H35L33 94H31V92H30V90H29V87L28 88H26V87H22L21 89H20ZM57 91V93L56 94H58V91L59 90H56ZM70 91V90H69ZM54 92V91H53ZM71 92V91H70ZM74 92H75V89H74ZM47 93V92H46ZM45 93V95H48V94H46ZM49 93H51V92H49ZM71 96H74V94H72V93H69ZM247 95H248V98L249 97H253L252 95H250L249 93H246ZM41 95H43L42 93H41ZM61 95V96H60ZM211 95H213V96H211L212 98H209V97H207V98H209L211 101H209V99H208V102L210 103V102H212V103H215V104H218V107H220L219 105H221V103L223 102V104L225 103V100H228L225 96H222L220 93H212ZM54 96V95H53ZM62 97V99H63V95L62 94H60L59 93V95H58V97ZM112 96H114V94L111 92V93H109L108 94V97L109 98H111ZM172 96V95H171ZM174 96V95H173ZM172 96V97H173ZM188 96H189V94H188ZM188 96H186L185 98V100H184V98L182 97V99H183V101L185 102L187 99L190 101V99L188 98ZM259 96V95H258ZM258 96H256V97H253V98H258V99H255V101L256 100H258V101H260L261 99H262V96L260 95L259 97L261 98V99H259V97ZM46 97V96H45ZM57 96H54V98L52 99L51 98V102H53V104H54V107H58V106H60V105H56V102H57V100L60 98H58ZM177 97H178V95H177ZM180 97V96H179ZM179 97L177 98L178 99V101L177 102H180V99H181V97H180V99H179ZM171 98V97H170ZM191 98V97H190ZM253 98H250L251 99V101H252V99ZM44 99H46V98H44ZM44 99H43V101H44ZM47 99H49V97L47 98ZM61 99V98H60ZM173 99V98H172ZM171 99V100H172ZM175 99H176V97H175ZM181 99V100H182ZM192 99V98H191ZM195 99V98H194ZM200 99V101H202V100H204L203 98H202V100H201V97L199 98ZM198 98H197V101L199 100ZM50 100V99H49ZM164 100H166V99H164ZM168 100V99H167ZM171 100H169V101H171ZM187 100V101H188ZM193 100V99H192ZM191 100V101H192ZM244 100H246V99H243V101ZM69 101V100H68ZM67 101V102H68ZM193 101H195V100H193ZM205 101V100H204ZM229 101V100H228ZM242 101V102H243ZM247 102H249L248 100H246ZM246 101H245V103H246ZM251 101L249 102L250 104H251ZM253 101H254V99H253ZM253 101H252V103H253ZM257 101V102H258ZM262 101V100H261ZM48 103L49 105L51 104V106L53 107V104L52 103ZM162 102H164L163 100L161 101V103ZM166 102V101H165ZM182 102V101H181ZM207 102V101H206ZM227 102V101H226ZM160 103V104H161ZM228 103V102H227ZM259 104L261 103L262 104V102H258ZM167 104V103H166ZM206 105L208 104V103H205ZM231 104V102H229V105ZM232 104H233V102H232ZM232 104H231V107H232ZM259 104H258V108H259ZM29 107H28V106ZM159 105V104H158ZM168 105V104H167ZM187 105V104H186ZM227 105V104H226ZM27 106V107H26ZM65 106V105H64ZM200 106H202V105H200ZM209 106V108L212 106V104H211V106L210 105H208ZM168 108L166 109V111L168 112V115H171V113L173 112V111H170L171 109H169V108H171V107H169V106H167ZM212 108V107H211ZM254 108H256V107H254ZM30 109V110H29ZM68 109V108H67ZM168 109H169V111H168ZM173 109V108H172ZM220 109V108H219ZM44 111V110H43ZM64 111V110H63ZM181 111V110H180ZM199 111V110H198ZM206 111V110H205ZM170 112V113H169ZM179 112V111H178ZM56 113V112H55ZM179 114H180V112H179ZM178 114V117L179 118H181L180 120H182L185 116H187V115H185L186 113H185V111H184V115H181V117H180V115ZM182 114V113H181ZM190 114V113H189ZM203 114V113H202ZM198 115V113L196 114V116ZM189 116V115H188ZM175 117H177V113H176V115H175ZM174 117V118H175ZM177 117V118H178ZM183 117V118H182ZM190 117V116H189ZM203 117H204V115H203ZM201 115H200V119H198V121H196L197 123H199V122H202L203 123V118ZM54 118H55V116H54ZM188 118V117H187ZM195 118V117H194ZM198 118V117H197ZM197 118H195V119H192V121L194 120V122H192V121H190L189 119H191V118H188L187 120H189L188 121V123H190V122H192L191 124H190V126L193 124V125H196V126H191V129H190V127H189V125H187L186 123H187V121H186V118H184L181 122H177V121H175V122H177V124H178V126H180V123H182L181 124V126H183L182 128H181V126L179 127L180 128V130L181 129H183L182 131H185V134L182 132V134H184V135H182V136H185L186 134H188L186 131L188 130L187 128H189L190 130H188V131H191L192 132V129H194V128H196V127H201L203 130H204V127L203 126H201V124L199 123V125H197V123H195V120H197ZM247 118V117H246ZM262 118V117H261ZM116 119L118 120V121H122L124 118H123V115L121 114V113H117L116 114ZM179 120V119H178ZM184 120L186 121L185 122V124H183V122H184ZM205 120L207 121V118H205ZM247 120V119H246ZM258 120L259 119H257L254 123L257 125L258 123ZM206 121H204V124L206 123ZM8 123L7 125L5 124V125H3V123ZM175 122L173 123V125L175 124ZM247 122V124H250V126L252 125V123H248V121H246ZM52 124V123H51ZM55 124V123H54ZM3 125V126H2ZM184 125H186V126H184ZM223 124H222V122H221V120L220 119H218L217 118V120H216V123H215V126H213V128H211L210 129V131H209V133H208V135L206 136V139L203 141V143L202 144H199L198 142L199 141H194L195 143V145H196V143H197V145H198V147H200V150H201V152L203 151V154H206L207 156L206 157H208V154H207V152L208 151H210L211 149H209L210 147H214L213 149H212V153L211 154H209V156H210V161H211V158H212V162H214V163H218V164H222V167L223 168H225L226 170L227 169H229L228 171L229 172H233L234 174H236L239 178H241V177H243V178H245L244 180H246L249 176H251V174H254L255 176V178H253V180H252V183H250V184H245L243 181V183L245 184V185H249V187L251 188V189H253V191L255 190L256 192H263L264 191V181L262 180V175H261V173H260V171L254 166V165H250V166H246V167H243V166H241V164L240 165H238V163H235L234 162V157H233V150H234V148H237L239 145L236 143V141L234 140L231 144L230 143H228V142H226V141H221V140H219V139H217L216 138V135L214 134L215 133V129L216 128H220L221 126H222ZM259 127H261V128H264L263 126H262V124H261V122H259ZM3 128H2V127ZM70 126V125H69ZM162 126V125H161ZM176 126V125H175ZM174 126V127H175ZM188 126V127H187ZM204 126H206V125H204ZM210 126V125H209ZM124 127V126H123ZM157 127V126H156ZM155 126H154V128H156ZM159 127V126H158ZM173 127V128H174ZM187 127V128H186ZM192 127H194V128H192ZM199 127L197 128V129H199ZM253 127V126H252ZM6 128V129H5ZM11 128V125H9V129ZM49 128V127H48ZM177 127H175V129H176ZM187 130H186V129ZM200 128V129H201ZM123 129V128H122ZM151 129H153V127L151 128ZM156 129H158V128H156ZM155 129V131L154 130H152V134L155 132V133H158V132H161V131H159L158 130V132H157V130ZM185 129V130H184ZM196 129V131L195 132H197V131H201V130H197ZM161 130V129H160ZM208 130V129H207ZM22 131V130H21ZM122 131V130H121ZM148 132H146V131H143V132H145V133H147V135L146 136H148V135H150L149 137L152 139V134H150L149 133V130H147ZM154 131V132H153ZM163 131V130H162ZM176 131V130H175ZM17 132H19V131H17ZM120 132V131H119ZM123 132V131H122ZM194 132V131H193ZM191 133V136H192V134H194V133ZM161 133H163V132H161ZM180 134H181V131L179 132ZM203 133H204V131H203ZM202 133V131H201V133L199 132H197V134H198V137H199V135L200 134H203ZM14 134H16L15 132H14ZM21 134H22V132H21ZM24 134V133H23ZM118 134H119V136H118ZM117 134V136L120 138V142H121V145H122V148L123 149H130L131 151H133V150H139V152H142V151H144V150H142L141 151V147H144V146H146V147H148L149 148V145H148V143H147V145H145L144 144V146L143 145H139L140 144V142H141V140H143L142 138H144L145 136L143 135V134H141V132L140 133H137L136 134V132H134V130L133 129H127V130H125L122 134H121V132L120 133H118ZM121 134V135H120ZM139 134H141V135H143V136H141V135H139ZM180 134L178 135V136H180ZM197 134H196V137H197ZM205 134V133H204ZM203 134V135H204ZM16 135H18V134H16ZM158 136L159 135V133H158V135L157 134H153V136ZM161 135V134H160ZM159 135V136H160ZM175 135V134H174ZM202 135V136H203ZM26 136V135H25ZM29 136V135H28ZM155 136V137H156ZM162 136H165V135H162ZM190 135L188 136L189 138L191 137ZM194 136H195V134H194ZM194 136H192V138H196V137H194ZM201 136V135H200ZM205 136H203L202 138H205ZM218 136H219V134H218ZM18 137V136H17ZM38 137V136H37ZM129 137H131L130 139H129ZM172 137V136H171ZM187 137V138H188ZM25 138V137H24ZM28 138V137H27ZM87 138V137H86ZM85 138V139H86ZM114 138V137H113ZM148 139V140H146V141H148L149 142V139L150 138H148V137H145L144 138V140L143 141H145V139ZM158 138V137H157ZM156 138V139H157ZM160 138H161V136H160ZM164 138V137H163ZM180 138H181V136H180ZM188 138V139H189ZM22 139L23 138H18L13 144H11V142H8V143H10L11 144V146L10 147H13V146H16V145H20V144H23L22 143ZM115 139H116V137H115ZM114 139V140H115ZM165 139V138H164ZM198 139H200L201 140V138H198ZM43 140V139H42ZM94 140V139H93ZM113 140V139H112ZM158 140V139H157ZM175 140V139H174ZM182 140V139H181ZM183 140H184V138H183ZM190 140V139H189ZM193 140V139H192ZM194 140H196V139H194ZM45 141V140H44ZM45 141V142H46ZM53 141V140H52ZM56 141V140H55ZM54 141V142H55ZM140 141V142H139ZM141 142V143H144V142ZM145 141V142H146ZM153 142V141H152ZM170 142V141H169ZM169 142L168 143H166V144H168L169 145ZM50 143V142H49ZM52 143V142H51ZM56 143V142H55ZM212 143V144H211ZM2 144H0V146L2 145ZM45 144H47V143H45ZM85 144H86V142H85ZM88 144V143H87ZM89 144H92V143H89ZM153 144H155L154 142H153ZM157 144H158V142H157ZM164 144V143H163ZM162 144V145H163ZM172 144V143H171ZM174 144H175V141H174ZM210 144V145H209ZM233 144V145H232ZM52 145V144H51ZM114 145V144H113ZM120 145V144H119ZM156 145V144H155ZM167 145V146H168ZM177 146H178V144H176ZM190 145V144H189ZM196 145V146H197ZM199 145H201V146H199ZM211 145H213V146H211ZM46 146H48V145H46ZM52 147V146H51ZM62 147V146H61ZM90 147V146H89ZM114 147V146H113ZM140 147V149H137V148H139ZM154 147V146H153ZM155 147H157V145L155 146ZM155 147H154V149H155ZM161 147V146H160ZM169 147V146H168ZM176 147V146H175ZM189 147V146H188ZM170 148V147H169ZM168 148V149H169ZM61 149V148H60ZM110 149V148H109ZM112 149V148H111ZM117 149V148H116ZM143 149V148H142ZM146 149V148H145ZM157 149V148H156ZM194 149V148H193ZM8 150H11L10 148L8 149ZM46 150V149H45ZM148 150V149H147ZM149 150H151V148L149 149ZM158 150H159V146H158ZM183 150V149H182ZM184 150H185V148H184ZM190 150V149H189ZM199 150V149H198ZM14 151V150H13ZM37 151V150H36ZM128 151V150H127ZM131 151H130V153H131ZM134 151V152H135ZM146 151V150H145ZM144 151V152H145ZM152 151V150H151ZM150 151V152H151ZM161 151H162V149H161ZM178 151V150H177ZM176 151V152H177ZM188 151V150H187ZM12 152V151H11ZM10 152V153H11ZM15 152V151H14ZM40 152V151H39ZM50 152V151H49ZM147 152V151H146ZM169 152V151H168ZM206 152V153H205ZM9 153V154H10ZM33 153V152H32ZM42 153V152H41ZM40 153V154H41ZM48 153V152H47ZM55 153H57V152H55ZM54 153V155H56ZM59 153V152H58ZM135 153H138V151H136ZM134 153V154H135ZM143 153V152H142ZM142 153H140V154H142ZM148 153V152H147ZM167 153V152H166ZM187 153V152H186ZM209 153V152H208ZM43 154V153H42ZM51 154V153H50ZM129 153H127V154H124L123 156H120V159L118 160V166H120L122 169H120V170H124V169H130L131 170V168H133V166H135V162H133V163H130L129 162V155H128ZM143 154H145V153H143ZM173 154V153H172ZM184 154V153H183ZM33 155H34V153H33ZM106 155H107V153H106ZM154 155V157L156 158V156L155 155H157L156 154V152H155V154H153ZM153 155H152V157H153ZM160 155V154H159ZM159 155L157 156V158L159 157ZM171 155V154H170ZM170 155H169V157H170ZM178 155V154H177ZM189 155V154H188ZM43 156V155H42ZM48 156V155H47ZM58 157H60V156H62L61 154H60V156L59 155H57ZM57 156H56V158H55V156H54V158L56 159V161H58L59 159L57 158ZM141 156V155H140ZM144 155H142V157H140L141 159H139L140 161H136L137 162V164H136V168L138 169L139 168V164H141V166H140V168L142 167L143 168V166H144V164H149L146 168L148 169V171L150 172V173H148L147 172V170H145L146 171V173L147 174H145V175H143V177L145 176V179L147 178V180H149V181H151V182H147L148 184H146V187H144V189H146V192H141V190H135V191H133V193L134 194H131V196L129 197V194L130 193H127V187H126V185H125V187L127 188H125V189H119V187H121V186H119L118 184V189L115 191V192H112V190L110 191V189H112V187L110 188V186L108 185L107 187H109V188H104L105 190L103 191V192H101L100 193V191H99V193H96V191L95 192H93L94 190H92V188L90 189L89 187H86V186H82V180L84 179V177H85V174H83L82 172H79L78 170H80V169H77V171L76 170H71V169H69L68 170V168H67V166H71L70 164H67V166L66 167H62L61 169H63V168H67L66 170L64 169V171H66L65 172V174L62 172V171H60V172H62V178L61 177H59L60 178V180L61 179H63V180H59V182L60 183H55L53 186H54V188L57 190V192L58 193H62L63 194V196L64 197H66L69 201H70V203H72V206L71 205H68L67 206V209H61V212H60V210L58 211V216L60 215V217L58 218V221L60 220L62 223L63 222H65L64 223V225L65 224H67V222H69L68 224H69V226L71 227V229L70 228H68V231L70 232V235L71 236H69V245L71 246V248H72V252L74 253L73 255H66L64 252L63 253H61L60 252V250H59V247L57 246L58 244L55 242V241H50V239L48 238L49 237V234L50 233H48L49 232V229L48 228H50L49 227V222L50 223H52V224H54L52 221H56L57 219H55L53 216H52V218H51V214H52V210H54V204H52V205H48V208H45V210H43L42 212L39 210V208H40V206H37V208H38V210L40 211H38V212H31V209L32 208H34L33 206L29 209V206H25V204H24V202L23 201H25V200H21L23 203H21L20 202V204H16V205H21V206H25V207H28V209H29V211L30 212H28L29 214L27 215V217H25L24 219H23V221H21V229H15V228H10V229H6V230H2V228H0V237L1 236H6V237H8V239H11V240H13V241H17V243H20L21 245H23L24 244V246H27V248L28 249H30L35 255H38L39 257H40V259H41V263L40 264H47L49 261H53L54 263L53 264H56V262L57 261H64V260H67V262L66 263H68V264H70L71 262H74L75 260H78V258L75 256V254H82V253H84L85 255H88V254H90L89 256L90 257H92V258H104L105 260H106V258H109L108 256H118V257H120V258H122L124 261H126V262H128V263H130V264H190V262L191 261H195V263H197V262H199V263H201V262H203L202 264H224V261H225V258L226 257H229V259H232L233 260V258H234V255L233 256H231L230 257V255L228 256L227 254L228 253H232L235 249V243H236V241H234L233 242V240H237V238H238V236H240L241 234H242V230L240 229V228H232V227H229V225H228V227H226L227 226V224H226V221L228 222L232 217H233V215H235V213L237 214V213H240V214H245L246 212H247V210H242V209H240L238 206H240V201L238 200V197H237V200L239 201H237L236 200V198L235 199H233V196L235 197V195L233 194V193H231L232 194V197H230V195L229 196H227L226 197V195H228V194H226L225 192V194L223 193V191L224 190H222V195L220 194V195H218V193H220L219 192V190H220V188L219 189H217L218 187H221V186H219V185H221L220 184V182H218L217 180H213V177H210L209 176V174H207V176H209L210 178L209 179H211L212 181H211V183L212 184H216V185H218L217 187H216V185H215V188L216 189H214V188H212V189H214L213 190V196H214V193L216 192V190H217V194L215 193V195H218V198H216V199H219L220 198V196H222L223 198H224V196L227 198V200H224L223 198L221 199L222 201L224 200L225 202L227 201L228 202V200H230V201H232L231 203H230V201H229V205L227 204L226 205V203H224V204H221V205H219V201H221L220 199L218 200V204L217 203H215V204H217L218 206H220V207H218L217 209H216V207L215 206H213V204H214V200H216L215 198L213 199V197H212V193H210V195H209V192L210 191H206L207 193H206V195L207 196H205V193L203 194L205 197H203V198H211L210 200H211V202H213L212 203V206L213 207H215V209H213V207L212 206H209V207H212V208H209V209H211L212 211L214 210V212L216 211V210H218L219 208L221 209V210H218V211H221V212H219V213H221L220 215H223V217L222 218H219V217H221V216H218L219 215V213L216 215V213H214V212H212L213 214H215V216L216 217H218L217 219L214 217V215L212 214V216L216 219V220H214V218L212 217V220L210 219L209 221L207 220V219H209V217L211 216V210H209V211H207V208L208 207H206V206H208L207 205V203L209 204V205H211V203H210V201H208V199L207 200H205L204 199V201H208V202H204V201H202L199 197H201L202 198V196H200L201 195V193H203V190L205 189L206 190V188H202V187H194V188H197V189H200V190H202L201 192H200V190L198 191L199 193H197V190L195 191L196 193H197V195L199 194V197H197V195L194 193V194H192V195H195L196 196V198L194 199V197H193V201L194 202H196V203H198V201H199V199H200V203H203L204 202V205L203 204H200V203H198L199 204V206L201 205V207L199 208V209H197V208H195V203L193 202V204H195L194 206H192V205H187V201L188 200H185V199H183L181 196H179L178 195V191L179 190H183V192H186L185 191V188H186V186L184 185V187L183 186H181V188L182 189H177L178 187H177V185H174L176 182H174L172 179V177L174 176L173 175V172H172V170H170L171 169V167H170V169H168V168H165V167H163V166H165V164L163 165V166H161L160 164H156V162H155V164L156 165H159L158 166V168L156 167V165L153 163L154 162V157L151 159L150 157H151V155H146L145 154V156L143 157ZM147 156H149L148 158H145V157H147ZM162 156V155H161ZM181 156V155H180ZM212 156V157H211ZM12 156H11V154H10V157L9 158H11ZM43 157H45V156H43ZM172 157V156H171ZM170 157V158H171ZM188 157V156H187ZM199 157V156H198ZM197 157V158H198ZM201 157H203V155H201ZM201 157H199V160L201 159ZM7 158V157H6ZM49 158V157H48ZM48 158H44V159H42L41 161H42V163L43 162H46V160L48 159ZM71 158V157H70ZM163 158V157H162ZM175 158V157H174ZM178 158V157H177ZM197 158H195V159H197ZM204 158V157H203ZM52 159H53V156H52ZM58 159V160H57ZM69 159V158H68ZM148 159H150V160H153V161H150V160H148ZM208 159H209V157H208ZM87 160H90V159H87ZM146 160H148V161H146ZM157 160H160V158L159 159H157ZM198 160V159H197ZM198 160V161H199ZM202 160V159H201ZM50 161V160H49ZM80 161V160H79ZM161 161V160H160ZM159 161V162H160ZM163 161V160H162ZM175 161V160H174ZM179 161V160H178ZM183 162V161H182ZM50 164L52 163L51 161L49 162ZM78 163V162H77ZM76 163V164H77ZM82 163V162H81ZM80 163V164H81ZM86 163H89L88 161H86ZM91 163V162H90ZM105 163L106 162H102V165H105ZM49 164V165H50ZM75 164V165H76ZM85 164V163H84ZM43 165V164H42ZM48 165V167H47V169H49L51 166H49ZM58 165H59V163H58ZM57 165V166H58ZM78 165V164H77ZM108 165V164H107ZM137 165H138V167H137ZM143 165V166H142ZM24 166V165H23ZM32 166V165H31ZM41 166V165H40ZM56 166V167H57ZM64 166V165H63ZM46 167V166H45ZM55 165L50 169V173L51 174H54L55 173ZM60 167V165L56 168L57 170H56V173H57V171H58V169H60L59 168ZM105 167V166H104ZM110 167V166H109ZM144 167V168H145ZM227 167V168H226ZM35 168H36V166H35ZM74 168V167H73ZM200 168V167H199ZM110 169H111V167H110ZM136 169V170H137ZM158 169V170H157ZM43 170H45L46 171V169L45 168H43ZM88 170V169H87ZM106 170H108V168L106 169ZM118 170V169H117ZM120 170H118V171H120ZM135 170V171H136ZM140 170V169H139ZM143 169H141L140 171H142ZM154 170V172H156L155 170H157L158 171V173H154L155 175H157L156 176V179L158 178V177H160V178H158V184L159 183H161V185H160V190H162V188H166V187H169L168 188V191L165 193V191L164 192H161L158 188V186H155V182H156V180H154L155 178H153L155 175H153V173L151 172V171H153ZM198 170V169H197ZM206 170V169H205ZM49 171V170H48ZM48 171H46V173L43 171V173L41 174V175H43L44 173L46 174V177L49 175V173H48ZM81 171V170H80ZM90 171V170H89ZM102 171H104V170H102ZM113 171H116V170H113ZM125 172H126V170H124ZM125 172H122V171H120V173L123 175V173L126 175V173ZM137 172H138V170H137ZM198 172V171H197ZM207 173H208V171H206ZM59 173V172H58ZM105 173H107V172H105ZM110 173V172H109ZM118 174V176H120V177H118V178H123V176L121 175V174ZM134 174H137L136 172H133ZM141 173V172H140ZM145 173V172H144ZM177 173V172H176ZM48 174V175H47ZM92 174V173H91ZM116 174V173H115ZM180 174V173H179ZM58 175V174H57ZM107 175V174H106ZM105 175V176H106ZM128 175V174H127ZM131 175V174H130ZM129 175V176H130ZM58 176H60V175H58ZM86 176H87V174H86ZM97 176V175H96ZM112 176V175H111ZM111 176H109V177H111ZM212 176V175H211ZM107 177H108V175H107ZM125 177V176H124ZM127 177V176H126ZM125 177V178H126ZM133 177V176H132ZM135 177H136V175H135ZM137 177H138V175H137ZM139 177H141L140 175H139ZM142 177V178H143ZM48 178H50V177H48ZM55 178H58V177H55ZM113 178V176L111 177V179ZM51 179V178H50ZM52 179L54 180V177H52ZM94 179V178H93ZM115 179V178H114ZM152 179V180H151ZM159 179H161L162 181L164 180V181H166V183H167V185H166V183L164 184V185H166V187H164V185L162 184L163 182L161 181V182H159ZM48 180V179H47ZM58 180V179H57ZM108 180H109V183H111V180L108 178ZM108 180H107V183H108ZM120 180H122V179H120ZM56 181V180H55ZM54 181V182H55ZM126 181H127V179H126ZM141 181V180H140ZM247 181V180H246ZM50 182V181H49ZM52 182V181H51ZM98 182V181H97ZM113 182V181H112ZM115 182V184H116V181H114ZM117 182H119V181H117ZM123 182V180L122 181H120L119 183H121L122 185L123 184H125V181H124V183H122ZM47 183H48V181H44V180H39V181H34V180H31V179H26V178H23L22 176H18L17 178H14V180H13V182H12V184H11V186H12V188H14V189H16L15 191H17V193H19V194H21L23 197H20V196H17L16 194V197H20V199L22 198H25V199H27L28 200V198H26V197H28L29 195H27L29 192H30V190L31 189H42V190H46V189H48L49 187H50V185H47ZM91 183H92V180H91ZM90 183V184H91ZM219 183V184H218ZM106 184V183H105ZM143 184V183H142ZM157 184V183H156ZM1 185H3V184H1ZM145 185V184H144ZM143 185V186H144ZM4 186V185H3ZM192 186V185H191ZM1 187V186H0ZM103 187V186H102ZM113 187H114V185H113ZM123 188H124V186H122ZM177 187V188H176ZM193 187V186H192ZM214 187V186H213ZM227 186H225V188H226ZM180 188V187H179ZM184 188V189H183ZM191 188V187H190ZM14 189H13V191H14ZM55 189H50V190H55ZM81 189V193L80 194H77L78 193V191ZM116 188H114V190H115ZM134 189V188H133ZM137 189V188H136ZM171 189V190H170ZM207 189H209V188H207ZM6 190V189H5ZM10 190H12V189H10ZM142 190H143V188H142ZM193 190H195V189H193ZM193 190H190L189 188L187 189V193H189V191H192L191 193H193L194 191ZM221 191V190H220ZM1 192V191H0ZM3 192H4V190H2V194H3ZM40 192V191H39ZM42 192H45V191H42ZM55 192V191H54ZM212 192V191H211ZM5 193L7 194V192L5 191ZM11 193V192H10ZM9 193V194H10ZM61 193H60V195H61ZM186 193V194H187ZM30 194V193H29ZM50 195V194H49ZM147 195V196H146ZM179 197H178V196ZM189 195H190V193H189ZM188 194H187V197L189 196ZM191 195V196H192ZM209 195V196H208ZM3 196V195H2ZM6 196V195H5ZM186 196V195H185ZM10 197V196H9ZM11 197H13V196H11ZM102 197H104V198H102ZM106 197H108V198H111V199H114L115 200V205H113L114 207H115V209L118 207V208H123V209H125V210H128V211H120V209H118V213H120V215L119 214H114L113 212H116L117 211V209L115 210V211H113V209H114V207H112V205L110 206V202H109V200H108V198H107V200H106ZM180 197L183 199H180ZM190 197V196H189ZM214 197H217V196H214ZM2 198V197H1ZM199 198V199H198ZM202 198V199H203ZM228 198H231V199H228ZM35 199V198H34ZM37 199H40V198H37ZM64 199V198H63ZM196 199H198V200H196ZM233 199V200H232ZM4 200V199H3ZM84 200V201H83ZM104 200H106V202L104 201ZM196 200V201H195ZM213 200V201H212ZM13 201V203L15 202L14 201V199L12 200ZM11 201V202H12ZM34 201V200H33ZM68 201V202H69ZM187 203H186V202ZM192 201V200H191ZM217 201V200H216ZM215 201V202H216ZM237 201V202H236ZM50 202V201H49ZM83 202V203H82ZM89 202V203H88ZM104 202V203H103ZM109 202V206L111 207H109L108 205H107V203ZM25 203H27V202H25ZM35 203V202H34ZM61 203V202H60ZM62 203H63V201H62ZM64 203H65V200H64ZM67 203V202H66ZM111 203H114V202H111ZM28 204H30V202L28 203ZM27 204V205H28ZM46 204V203H45ZM84 204V206H82ZM117 204V205H116ZM192 204V203H191ZM214 204V205H215ZM239 204V205H238ZM4 205V204H3ZM11 205H12V203L10 204V202L6 205V206H3V207H0V225H3L4 223H6V222H4V220L6 221V219H8V218H12L13 220H14V217H16L17 218V215H19V218H20V214H21V212H19L20 211V208H19V210H17V209H15V206H14V208H12L11 207ZM13 205H15V203L13 204ZM35 205V204H34ZM37 205V204H36ZM39 205V204H38ZM206 205V206H205ZM264 205V204H263ZM24 206H23V208H24ZM59 206V205H58ZM70 206V207H69ZM190 206V207H189ZM194 207L193 209H192V207ZM46 207V206H45ZM49 207H52V208H50L49 209ZM69 207V208H68ZM206 208V211H205V216H206V214H207V219H206V217L203 215L204 213H203V210H205V209H203L202 210V212L201 211H195L196 209L197 210H201V208ZM22 207H21V209H23ZM113 208V209H112ZM28 209H26L27 211H28ZM135 211H134V210ZM195 209V210H194ZM19 212V214H18V212ZM223 210V211H222ZM225 210H227V216H228V214L229 213H232L231 215L232 216H230V214H229V216L227 217V216H225V218H224V215H226V214H224V212H226ZM34 211H35V208H34ZM36 211H37V209H36ZM120 211V212H119ZM240 211V212H239ZM23 213H25L24 212V209H23V211H22ZM210 212V214H208V213ZM222 212H223V214H222ZM229 212V213H228ZM59 213H61V214H59ZM134 214V215H131V214ZM203 213V214H202ZM22 215H24V214H21V216ZM55 215V214H54ZM203 215V216H202ZM208 215H210V216H208ZM57 216V217H58ZM79 216H83L82 218H84V220H85V222H84V224H83V226H84V228L86 229H83L82 231H79L78 230V227L77 226H80V228H81V225H76V229H77V231H75L76 233H74L73 231L75 230H73L72 232L70 231V230H72V228H74V226H75V222H73V221H76L77 222V220H76V218L77 217H79ZM23 217V216H22ZM203 217H205L204 219H206V220H204L203 219ZM244 217V216H243ZM15 218V219H16ZM234 218V217H233ZM235 218H241V216H239V214H237L236 215V217ZM12 219L11 220H9V221H11V224H12V222H14V221H12ZM29 219V221L28 222H30V221H32V224L34 223V224H36V226H34V227H26V226H24L23 224L26 222V220H28ZM52 219V220H51ZM54 219V220H53ZM8 220H7V224H10L9 222H8ZM19 219L17 218L16 219V221H18ZM240 220H244V219H240ZM57 221V222H58ZM2 222H4V223H2ZM71 222H73L74 224V226H71L72 225V223ZM261 222H263V223H261ZM261 222L259 221V224L261 223V226H264V221L263 220H261ZM6 224V225H7ZM38 224V225H37ZM52 224H50V226L52 225ZM58 224V223H57ZM60 224V223H59ZM67 224V225H68ZM71 224V225H70ZM79 224V223H78ZM263 224V225H262ZM20 225V224H19ZM44 225V226H43ZM258 227V224H257V226H256V228ZM57 228V227H56ZM254 226H252L251 224H249L248 225V227H247V230L249 231V234H248V244H247V247H246V255H249V256H256L257 257V261H258V263L257 264H264V241H262V238H263V236H261V237H259V235L258 234H262L261 233V231H263L264 232V229H263V227L259 230V228H260V225H259V228H258V230L260 231V232H257L258 230L256 229ZM59 229H62V228H59ZM70 229V230H69ZM82 229V228H81ZM64 230V229H63ZM138 230H140V232L138 231ZM67 231V230H66ZM66 231H65V233L64 234H66ZM67 231V233H69ZM139 233H138V232ZM60 232V231H59ZM61 232H62V230H61ZM60 232V233H61ZM78 233V234H77ZM77 234V235H76ZM55 235V234H54ZM89 237H92L93 239H89V240H87ZM264 240V239H263ZM91 241V242H90ZM125 241H127L128 243H127V245L125 244ZM37 242V243H36ZM210 245V246H209ZM245 252V251H244ZM236 256V255H235ZM199 260H201V262L199 261ZM222 261V262H221ZM19 261H18V257H16V255H15V253H11V252H4V253H1L0 252V264H19L18 263ZM44 262V263H43ZM74 263H76V262H74ZM77 264V263H76ZM230 264H233V263H230Z\"/></svg>",
  "mask_w": 264,
  "mask_h": 264
},
{
  "label": "water",
  "instance_id": "obj_3",
  "mask_svg": "<svg viewBox=\"0 0 264 264\" xmlns=\"http://www.w3.org/2000/svg\"><path fill=\"white\" fill-rule=\"evenodd\" d=\"M6 5V4H4ZM172 9L171 7H169ZM114 16L113 19L114 24L105 27L108 28V33H111L113 31L118 30L120 33L126 35L128 30H131L133 34L136 36L138 35L140 38V45L146 47L149 51H152L155 55H169L173 57L174 59H177L178 61H181V63H184L185 55L187 53L196 52L195 56L197 57L193 58V63H188V66L191 64L198 65V68L201 70H210L215 71L219 67L228 64L229 67L225 69V73L232 74L233 76L238 77L243 85L245 94L249 93L253 97H256L259 95L260 92H264V41L262 43H259L257 45L248 46L246 49H238L236 47V42L233 41L232 47L225 46L221 49L222 46H219L214 52H211L208 46H206V43L203 42V40L199 37L200 34H198L199 30L193 31L191 29H187L185 25H182V27H179L177 24H173L170 28H167V31H164L159 25L161 22L158 20V16L156 14L149 13L152 12L151 8H148L146 11V14H149V17L144 18H133L129 16L127 12L123 11H117L112 10ZM117 15V16H116ZM156 15V16H155ZM155 16V17H154ZM207 16H204L201 22L205 21ZM189 18V15H188ZM155 20V23H152V21ZM208 20V19H207ZM142 24H141V23ZM145 22V23H144ZM90 23V22H89ZM185 23V22H183ZM115 25V26H114ZM80 26L84 28L88 32L93 33H101L102 36H106V32L102 29H97V31H92L89 27L88 22L86 21H80ZM117 27V28H116ZM173 27V28H172ZM126 32V33H125ZM123 35V36H124ZM132 35V34H131ZM156 36L157 38L151 39L152 36ZM111 36V35H110ZM122 36V37H123ZM181 36V47L183 49L182 53L179 55H175V51L178 49L177 42L174 40H177ZM238 36H235V39H237ZM239 38V37H238ZM112 39V38H111ZM132 39V38H131ZM234 40V39H233ZM117 42L115 39L113 40ZM128 41V40H127ZM130 41H134L133 39ZM169 47H164L165 45ZM166 48V49H165ZM190 50V52L186 53V49ZM199 59V60H198ZM44 60V59H43ZM92 75V74H89ZM88 76V75H87ZM160 78L162 79V82L165 81V78L162 76V71L160 70L159 73ZM165 89V88H164ZM163 94L160 96V100L165 98V90H163ZM118 96V95H116ZM114 96L113 98H115ZM256 99V98H254ZM191 101V100H190ZM189 101V105L182 106L181 102H174L173 104V112L171 115H168L166 113V108L164 106V112L166 119L165 121H170L169 124L160 126L161 130H163L165 133V137H171L173 136L176 138L178 144H184L183 141L173 135L175 134V130L173 128V121L174 117L177 113V111H185V113H190L191 111L197 110L195 104L191 101ZM258 100L254 101L253 105L254 107H258ZM242 102V100H241ZM252 103V102H251ZM221 109H228L230 105L221 104L219 105ZM208 107V106H207ZM207 107L204 108V110L211 112L212 114L216 115L224 124L231 133V136L235 139L236 143L240 145L246 152L247 156H249L254 164V166L260 171L262 175V180L264 181V133L259 131L258 129L250 126L246 122V116L240 112V109L232 105L234 107L233 113L219 111L221 109H218L217 107H214L213 110L208 109ZM184 108V109H182ZM217 108V109H216ZM259 109V108H258ZM215 110V111H214ZM227 111V110H226ZM259 126V125H257ZM256 126V127H257ZM185 139V138H184ZM185 141V140H184ZM203 151H197L189 158H197L198 156L203 155L204 158L201 161H197L199 166H211L214 165L221 167L223 171L227 174H230L231 176L237 178L245 187V189L252 195V197L259 203L262 210L264 211V191L263 192H256L255 190L251 189L249 185H245L243 177L239 178L236 174L233 172H227L220 164L214 163L208 159V157L205 156V154H201ZM243 181V182H242ZM28 211L26 210V213L23 217H27ZM22 217V218H23ZM21 220L16 221L10 225H0V228L2 230L15 228V229H21ZM26 222L23 224L26 227H34L36 224H32V221ZM20 224V225H19ZM38 225V224H37ZM44 226V225H43ZM50 227V226H49ZM49 229V239L50 241H55L59 247V250L61 253H65L66 255H73L74 253L71 251H62L60 247V237L58 233H53L51 231V227ZM55 234V235H54ZM37 243V242H36ZM13 252L15 253L16 257H18V263L19 264H40L41 259L38 255H35L30 249L27 248V246L21 245L20 243H17V241H13L11 239H8L6 236L0 237V252ZM75 256L78 258V260L84 262V263H77V264H98L97 260L89 257L88 255L82 254H75ZM67 260L64 261H57L56 264H68L66 263Z\"/></svg>",
  "mask_w": 264,
  "mask_h": 264
},
{
  "label": "clouds",
  "instance_id": "obj_4",
  "mask_svg": "<svg viewBox=\"0 0 264 264\" xmlns=\"http://www.w3.org/2000/svg\"><path fill=\"white\" fill-rule=\"evenodd\" d=\"M10 15L16 22L31 26L30 21L25 20L18 12H12ZM3 19L7 20L8 16L3 17Z\"/></svg>",
  "mask_w": 264,
  "mask_h": 264
},
{
  "label": "snow or ice",
  "instance_id": "obj_5",
  "mask_svg": "<svg viewBox=\"0 0 264 264\" xmlns=\"http://www.w3.org/2000/svg\"><path fill=\"white\" fill-rule=\"evenodd\" d=\"M131 137H129V139H130Z\"/></svg>",
  "mask_w": 264,
  "mask_h": 264
}]
</instances>
